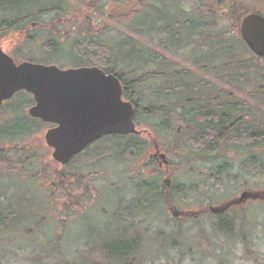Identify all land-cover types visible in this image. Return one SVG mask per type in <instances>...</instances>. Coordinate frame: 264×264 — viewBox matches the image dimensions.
I'll return each mask as SVG.
<instances>
[{"label": "trees", "instance_id": "obj_1", "mask_svg": "<svg viewBox=\"0 0 264 264\" xmlns=\"http://www.w3.org/2000/svg\"><path fill=\"white\" fill-rule=\"evenodd\" d=\"M72 1L96 12L95 5L100 0ZM138 2L143 3L144 0ZM67 3L69 0H0V37L8 31L18 32L33 24L46 23L49 34L45 28L41 29L43 26L36 28L23 45V48L33 52L38 46L36 41L40 36L43 39L42 46H39L42 50L38 53L39 59L32 58V53H29V61L61 67L97 66L118 76L124 86V98L136 109L134 120L137 127L149 128L153 140L139 134L105 136L93 144L100 147L94 150L93 155L97 163L106 159H114L122 166L129 165L131 161L139 162L152 151L154 143L163 154L184 158V172L180 168L175 169L174 162H169L175 169L171 189L164 184V173L153 156L147 157L149 162L139 171L141 175L145 167L158 163L150 178L142 176L136 180L135 175H124L131 177L136 191L130 208L124 211L127 217L132 212L137 214L158 204L186 205L190 201H202L200 196H204V193L200 194V179L195 175L199 163L212 177L214 175L218 186L223 187L225 179L239 176L234 174L239 167H233L230 162L234 156L229 157V153L235 149L247 151V157L240 166V171L247 174L242 188H246L250 180L254 181L251 177H264V155L257 150L264 148V119L257 120L255 113L253 115L252 103L242 98V94L248 93L253 102L258 100L264 106V60L254 56L239 35L240 21L249 14L244 0H195L189 9L185 8L183 0H150L136 10L130 9V2L123 3L128 7L120 3L123 6L115 14L117 20H127L126 26L137 27L140 37L151 39L159 51L145 47L140 40L125 32H119V41L112 45L98 36L105 27L97 29L91 17H82V24L77 22L76 27L72 28L76 33H72L67 29V24L73 23L67 19L70 11L61 14ZM45 18L50 21L47 22ZM35 32L39 34L35 35ZM64 41L71 42L67 57L61 54ZM165 53L179 57L189 66L182 67ZM66 59L68 65L63 63ZM33 104L32 96L23 91L0 106V177L16 175L27 187H31L30 190L26 188L22 195L29 191L33 204L38 206L36 212H39L45 207L41 202L42 195L38 193L41 186L47 184L49 200L56 197L55 191L66 195L67 199L72 198L71 193L66 192L72 179L75 183L80 179L76 185L85 192L86 197L91 195L92 190L86 189L85 185L89 182L86 176L81 178L82 174L66 173L67 166L61 171L53 169L42 155V147L32 144L48 126L29 115L27 109ZM117 137L121 140L115 144L113 139ZM109 139L115 145L110 144ZM196 152L207 157L194 160ZM96 175L89 176L95 178ZM47 176L49 181L45 180ZM240 176L243 177L242 174ZM84 179L86 182L83 183ZM105 184L107 192H118L120 188L129 187L115 189L109 182ZM250 186L258 187L254 184ZM218 191L215 189L209 197L214 202V195L217 196ZM7 193L8 189L0 192V204L4 203ZM33 195L39 200H34ZM72 203L73 199L70 200L73 206ZM68 207L66 205L65 209ZM83 208L87 210V206ZM37 217V221L44 219ZM121 217V214L117 215L120 221ZM237 217L226 212L216 214L214 226L224 237H233L236 235ZM18 221L19 215L14 210L0 211V234ZM124 229L104 241L92 253L100 255L99 261L103 264H135L136 255L144 248L141 242L144 237L139 234L131 237L128 229Z\"/></svg>", "mask_w": 264, "mask_h": 264}, {"label": "rangeland", "instance_id": "obj_2", "mask_svg": "<svg viewBox=\"0 0 264 264\" xmlns=\"http://www.w3.org/2000/svg\"><path fill=\"white\" fill-rule=\"evenodd\" d=\"M148 1L150 0H144L143 3H139L138 0H100L99 4L95 5L97 11L92 12L84 4L69 0L68 5L65 6V10L61 14L67 10L70 11L67 19L72 20L73 23L67 24L69 26L67 29L72 33H76L72 28L76 27L77 22L82 24L85 17H91L94 18L97 29L101 30L105 27L98 36L109 41L112 45L119 41L118 33L125 32L133 36L134 39L140 40L145 47H152L157 50L151 39L140 37L137 27L133 29L126 26L128 21L119 22L115 15L119 11V7L123 5L128 7L123 3L130 2V5H132L130 9L136 10L139 8L138 6L144 5ZM183 1L185 8L189 9L195 0ZM244 4L248 12L254 10L264 14V0H244ZM133 18L132 16L131 19ZM46 21L49 22L50 19ZM221 23L225 22L222 21ZM45 24L35 25V27L30 25L23 28V31L19 30L18 32L8 31L6 35L0 37V50L14 57L17 63L30 59L29 53H32V58L39 59L40 55L38 53L42 52L39 46L43 44V39H40L41 36L39 38L41 41L39 39L36 41L38 46L34 48L33 52L29 48H23V42L26 43L32 32L37 30L36 28H41V26H43L41 29L45 28L47 34H49V26H45ZM37 34L39 33L35 32V35ZM70 44L71 42L64 41V45L61 46L62 56L66 54L67 57ZM166 55L182 67L183 65L189 66L186 61L181 60L179 57ZM67 59L63 60L66 65H68ZM242 98L246 102H250L249 104L252 103L253 115L255 113L256 116L254 115V117L257 120L259 118L264 119V106H261L258 100L253 102L248 93L242 94ZM49 128L47 126L42 130L32 144L34 143V146L38 144L42 147V155H44L46 162H50L53 169L57 168L61 171L64 167L54 161L52 158L53 149L47 147L45 142L44 135ZM137 129L142 131V137L153 140L152 134L147 132L150 130L149 128L141 126ZM113 140L117 144L121 138L117 137ZM108 141L110 144L115 145L111 139ZM101 144L104 145L105 142L102 141ZM101 147L103 148V146ZM104 147V150L107 151V146L104 145ZM98 148L100 147H91L88 152L76 158L69 168H66V173L69 171L71 174H82L81 178L84 176L88 178L89 182L85 186L86 189L92 190L91 195L86 197L85 192L77 187L76 183L80 179H77L76 183L72 179L70 180L71 183L67 185L66 191L71 193L72 198L67 199L66 195L55 191L56 197L49 200L46 184L45 187L41 186V190L38 192L43 196H40V198L45 206L39 212H36L38 206L33 204L32 195L29 191L22 195L23 191L30 190L31 187H27L26 183L16 175L11 178H8L7 175L0 177V189L2 190L0 192L8 189L4 203L0 204V211L4 213V211L9 212L10 209L19 215L17 224L0 234V264H103L102 261H99L100 255L96 252L92 253L97 250L96 248L99 245H103L104 241L118 235L124 228L128 229V232H130L128 235L131 237L135 234L144 237L141 241L144 243V248H142L140 254L136 255L135 264H264V177H251L254 181L250 180L249 184H246V188H242L247 174L240 171V166L247 157L246 150L235 149V151L229 153V157L234 156L233 160H230L233 167H239V170H234V172L236 171L234 174H239V176L225 179L223 187L218 186L214 175L212 174V177L203 164L199 163L195 175L198 180L200 179V194L201 192L204 193V196L202 194L200 196V199H203L202 201H190L186 205L166 203L164 206L158 204L153 209L138 211L137 214L132 212V215L127 217L124 211L130 208L131 201L136 195L135 184L131 182L130 176L135 175L136 180L142 176L144 178L152 176L153 173L151 174V172L158 167V163L145 167L144 173L141 175H139V171L149 162L147 157L154 153V149L150 150L148 155L143 156L141 161H131L129 165L122 166L114 159H106L97 163L93 155L96 152L94 150ZM257 150L264 155V148ZM196 153L194 160H199L202 156L207 157L203 153ZM171 156L168 155L169 162H174L175 165L172 163L175 166L174 168H180L184 172V158ZM174 168L170 166L166 170L163 166V182L169 179L173 183ZM95 173H97L95 178L89 176ZM124 175L130 176L125 177ZM49 176L45 180H48ZM119 177H122V179ZM84 182H86L85 179ZM107 182L115 189L124 186L129 187L122 190L120 188L117 190L118 192H107L105 191V183ZM10 184L12 186L9 188ZM250 184L258 185V187L250 186ZM172 185L170 183L169 188ZM215 189H219V191L217 196L214 195V198H216L214 202L209 197ZM19 190H22L21 193ZM33 192L36 194V191ZM244 193L247 195L253 194V196L261 194V196L258 199L249 197L242 204L228 207L226 213L232 217L238 216L235 223L236 235L230 238L224 237L222 233L216 230L214 226L217 220L216 214L211 213L209 208H223L226 204L240 200ZM14 197L15 199H13ZM71 199L78 206H74L73 203L72 206L70 204ZM34 200L39 199L35 196ZM66 205L69 206L67 209H65ZM85 206H87V210H84L83 207ZM174 212H182V214L174 218ZM120 214L122 222L118 220L119 218L117 219V215ZM37 216L44 219L37 221Z\"/></svg>", "mask_w": 264, "mask_h": 264}, {"label": "water", "instance_id": "obj_3", "mask_svg": "<svg viewBox=\"0 0 264 264\" xmlns=\"http://www.w3.org/2000/svg\"><path fill=\"white\" fill-rule=\"evenodd\" d=\"M241 35L250 49L264 58V18L246 17ZM23 91L32 95L35 102L28 111L30 116L55 126L47 131L45 140L59 164H68L73 156L107 135L139 134L133 120L134 106L124 100L119 78L103 69L63 70L28 62L17 65L11 56L0 51V106ZM161 159L168 165L165 154ZM166 183L169 186L168 180ZM241 197L240 203L253 198L245 193ZM210 210L219 214L225 209Z\"/></svg>", "mask_w": 264, "mask_h": 264}, {"label": "flooded vegetation", "instance_id": "obj_4", "mask_svg": "<svg viewBox=\"0 0 264 264\" xmlns=\"http://www.w3.org/2000/svg\"><path fill=\"white\" fill-rule=\"evenodd\" d=\"M249 13H250V14H251V13H257V14H259V15H261V16H262V15L264 16V14H263L262 12L260 13V12L254 11V10H251Z\"/></svg>", "mask_w": 264, "mask_h": 264}]
</instances>
